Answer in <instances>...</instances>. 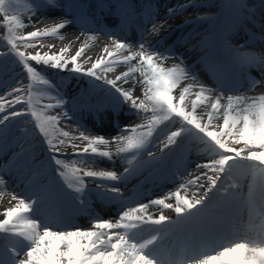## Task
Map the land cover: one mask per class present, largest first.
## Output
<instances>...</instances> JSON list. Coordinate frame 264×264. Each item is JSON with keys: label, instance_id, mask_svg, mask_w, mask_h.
Masks as SVG:
<instances>
[{"label": "snow or ice", "instance_id": "obj_1", "mask_svg": "<svg viewBox=\"0 0 264 264\" xmlns=\"http://www.w3.org/2000/svg\"><path fill=\"white\" fill-rule=\"evenodd\" d=\"M12 2L0 0V19L3 21L0 27L7 30L6 48L0 49V57L11 55L16 58L30 83L25 86L23 82H17V87L0 94V136L9 130L13 119L30 115L45 137L52 153L51 159L58 166L57 175L78 194L76 199L81 207L88 208L89 184L86 178L91 180L98 199L112 203L122 196L118 184L132 169L125 167L121 173L114 168L93 170L102 161L115 165L119 159L131 164L128 154L133 160L142 154L156 159L150 145L161 153L165 150L172 152L174 147H179L185 133L194 134L205 143L211 159L198 162L196 169L199 175L164 197L137 203L135 207H125L120 201V209L112 219L90 213L91 226L88 229L54 228L38 218L39 197L26 198L14 193L12 199L17 203L4 209L0 219V240L6 241L0 245V264H264V201L257 205L253 195L257 187L264 192V93L256 96L213 94L217 90L206 87L192 67L185 65L182 55L168 49L157 51V46L146 41L143 34L138 41L128 43L115 38L114 34L105 33L111 37V43L103 47L101 55L89 68L78 62L86 52L87 41L70 57L66 55L67 47L59 51L26 53L21 49L42 46L46 38L63 39L62 30L72 21L62 19L50 27L40 28L36 27L38 21L33 22L29 17L28 24H25L18 10L9 14ZM15 3L19 5L20 0H15ZM48 5L55 7L56 0H33L28 10L34 14L37 9ZM195 7L194 0H185V3L170 7L167 13L170 17ZM197 19L201 17L197 16ZM165 24L166 20L157 25L152 18L149 34L159 35ZM26 27L34 30L20 31ZM52 47L54 45L49 46ZM232 51L238 52L239 49ZM240 55L243 67H257L261 72L259 79L253 78L248 82L246 91L264 86V57ZM169 58H177L180 62L166 67L164 61ZM87 60L92 58L87 57ZM40 65L43 67L39 68ZM117 65H127V70L108 78L107 73ZM49 68L103 81L110 101L103 110L111 108L115 111L127 106L139 122L119 126L117 135L112 137L85 134V131L72 135L64 131L59 127L61 120L65 125L76 120L78 128L89 133L92 130L65 108L66 101L59 92L54 97V104L43 105L39 112L33 108L32 82L40 81L50 89L55 88L44 75ZM185 81L190 82L185 84ZM137 91L139 95L135 94ZM25 92H28L27 99ZM6 104L11 111L6 109ZM19 104L32 110H18L16 105ZM57 107L64 109L62 114H46V110ZM201 107L202 112L198 113L197 109ZM174 120L180 121V127L170 130ZM113 145L115 151L110 147ZM68 148L72 149L71 153L66 151ZM61 156H70L72 166ZM242 172L252 177L246 203L257 210L261 220L258 225L250 227L255 236L223 235L219 241L209 239L197 243L198 237L203 240L205 235L223 231V216L216 212L214 201L221 196L225 203H230L238 196ZM6 184L0 174V186ZM193 186L196 191L189 197L186 193ZM171 199L174 203L168 202ZM153 206L159 210L158 215L149 211ZM163 209H171L175 219L165 215ZM178 245L179 253L172 255V249ZM159 250H167L166 259Z\"/></svg>", "mask_w": 264, "mask_h": 264}, {"label": "bare ground", "instance_id": "obj_2", "mask_svg": "<svg viewBox=\"0 0 264 264\" xmlns=\"http://www.w3.org/2000/svg\"><path fill=\"white\" fill-rule=\"evenodd\" d=\"M160 1V7L158 6L157 9H155L152 12V18L155 19L157 25L160 24L161 21L166 20V24L163 28H161L159 35L152 36L149 34L148 30L151 28V24L147 25L145 24V20L143 21L146 29L143 31L144 39L148 42H150L152 45L157 46V51L164 52L166 49L168 50H174L179 55H182L184 57L185 65L191 66L192 69L195 71V73L198 75L200 81L208 88L217 90L214 91L213 94H218L219 92H223L225 96L227 95H239V94H246L248 96H256L261 93H264V86H259L253 89L252 91L248 92L246 91L248 88V82L252 80L253 78L259 79L261 77V72L258 70V68L252 67V69H256L257 73L255 76L252 74H248L250 79H247L245 83L243 84H232L228 85V83H225L222 81L221 76L219 73H214L211 71L206 72V67L203 69V65L205 63L204 60H206L208 55H205L204 57L200 56L198 58H193L190 53L194 52L197 49H200L204 46L202 42L197 41L198 43L191 47H184V45H180L179 43H169L167 40L169 37H171L170 34H174L175 32L179 31L180 29L186 30L189 29V32L193 29L197 23L211 19L212 16H214L215 13H212L209 11V9L212 8L213 4L218 5L222 0H197L194 3H196L197 7L195 8H187L186 10L180 12L179 14L168 16L167 11H160L162 9L163 4H167L165 8H170L173 6H178L182 3H185V0H169V2H162ZM232 3L240 9L241 13L236 14V18L238 21L242 22L244 25L251 26L255 29L254 34H247L245 37H242L239 35L241 34V29H239V33L237 32L238 27H233V34H236L232 39L231 42L228 45V50L230 53V60L234 62L235 64L240 65L242 70H244V67L242 66L243 58L240 56L238 52L232 51V49H242L240 48L241 45H251L253 47H256V49L259 50V55L257 57H264V14L262 3L258 4L257 0H231ZM246 2L255 3V6H249L246 4ZM259 2V1H258ZM67 5L66 8L63 10H50L48 14L50 16H42L39 14H34L31 16V20L36 23V27L44 28V27H50L55 23L60 22L62 19H67L72 21L71 24H69L65 29L62 30L63 39H60L58 37L56 38H46L43 41V45L40 46L38 50L40 51H59L62 48L67 47L69 50L66 53L68 57L71 55H74L76 50L81 46V44L84 41H87V49L86 52L79 58V63L82 64L84 68L91 67V63L94 62L96 58H98L101 55V50L105 45H110L111 43V37L105 33H111L114 34L115 38L123 40L128 43H134L138 41L141 37H134L128 38L124 36L123 31H112L111 29H107L106 31L100 29L102 28L101 25H97L95 22L91 23H81L79 22L76 17L74 16V13H72ZM164 8V7H163ZM257 8V11L256 9ZM168 10V9H166ZM108 17H110L111 13H107ZM197 16L201 17V19H197ZM30 17V16H29ZM29 17L24 21L25 24H28ZM72 18V19H70ZM210 22V21H208ZM152 23V20H151ZM33 27H26L20 31L22 32H30L33 31ZM188 32V33H189ZM202 32V31H201ZM183 33V32H182ZM261 34V35H257ZM7 35L6 28L3 29L0 27V40L5 39ZM93 37V39H89V37ZM191 35H188L190 37ZM79 37L80 39L77 40L76 38ZM194 39V37L192 38ZM74 42V43H72ZM168 42V43H167ZM50 45H54V47L49 48ZM135 50V49H133ZM37 51V50H35ZM238 56V57H237ZM87 57H91L92 60L88 61ZM164 62H167L166 60ZM180 61H171L167 64H164L166 67H171L173 64H178ZM135 63V61H133ZM207 66V65H206ZM127 70V65H117L115 69L111 72L107 73L108 78H114L116 75H119L121 72ZM137 78H139V74L137 73ZM97 83H102L103 81L96 80ZM190 81H185L184 83L187 84ZM179 89H177L176 94L178 95ZM105 106V105H103ZM103 106H97L96 109H100L99 117L95 118L96 121H103L105 123H108L107 128L103 129L99 125L93 124L88 119L90 118L89 112L90 110L88 108H77L73 112L74 116L80 120L81 123L85 124L88 129H91V133L87 132L86 130H79L77 125L74 123L76 120L69 121L67 125L63 122V124H60L59 127H63L64 131H68L72 135H79L81 131H85V134L95 135V134H102L106 137H112L117 135L119 131V126H122L124 124L128 123H138L139 118L133 113H121L118 111H114L111 108H108L107 111L103 110ZM190 108V103H189ZM197 112H202V107L197 109ZM84 116H83V115ZM205 122L207 120V116L204 117ZM115 121L116 125L112 126L111 122ZM125 121V123H123ZM222 122V121H220ZM102 130V131H101ZM174 130V128L170 129ZM110 147H115L110 146ZM67 152H71L72 149L68 148L66 149ZM211 155L208 153V151L203 152V154L200 155L199 160L201 161H207L208 158H210ZM205 159V160H203ZM2 173L7 177L9 187L13 191V194L20 195L22 197H32L36 198V196L40 193V190L36 188L35 185V172L34 169L36 167H39L38 162L34 161L33 153L26 150V149H17L12 151L7 159L0 160ZM198 163L197 159H193L190 162V169L188 170L187 174H190V179L194 178V176L199 175V171L196 169V164ZM203 163V162H202ZM79 166V165H77ZM127 167V163H125L123 160H119L115 163V165L108 163L106 160L102 161L94 166L93 170H112L113 168L117 173L123 172L124 168ZM166 167V166H165ZM149 169H156L155 167H140L136 171H131L130 174L126 176V178L121 181L118 184V187L121 188L122 191L129 190L130 187L133 185V183L137 181L139 183L143 177L145 176V173L147 174ZM146 177V176H145ZM144 177V178H145ZM87 181L91 182L90 179L86 178ZM203 182V181H202ZM252 183V182H251ZM250 184V183H249ZM248 184V186H249ZM173 186V185H172ZM170 190V191H169ZM168 191V192H166ZM196 191V187H190L189 191L186 193L189 197H191L192 192ZM202 191V190H201ZM175 192V190H171V188H163L160 190V193H156L154 196L149 197L145 199L143 202L140 203H147L151 199L155 198H161L164 197L167 193ZM2 195H0V219L3 218V211L4 209L14 206L17 201L12 199V196L10 194H5L0 191ZM182 195L185 193L182 191ZM126 195H130L129 193ZM124 195V197L126 196ZM123 198V197H122ZM100 201V200H99ZM104 204H107V212L102 216L105 219H112L115 218L116 212L119 210V206L116 204H109L102 200ZM168 202L174 203V199L169 200ZM259 205L260 203L258 200H256ZM262 202V200H261ZM109 204V205H108ZM132 207H135L136 204L130 205ZM149 211L159 214V210L153 206L149 209ZM163 212L165 215L175 219V213L171 209H163ZM229 218L231 222L233 223L234 227L237 223H242L246 220H253L256 218V225L260 223V217L254 216V213H250L247 209V207L242 208V212H229L228 213ZM41 219L40 217H38ZM246 219V220H245ZM42 220V219H41ZM45 222L44 220H42ZM46 223V222H45ZM52 227H58L57 225H50ZM91 226V218H79V220L76 222V225L68 226L67 228H81V229H88ZM255 233V231H253ZM234 234H240L241 233L234 231L232 233H229L228 236H232ZM255 235H251L249 237H254ZM211 237L204 236L203 240L201 238H198V242H207ZM212 240V239H211ZM1 242H4L6 244V241L0 240ZM219 241V240H218ZM179 248V246H178ZM6 258V256H5Z\"/></svg>", "mask_w": 264, "mask_h": 264}, {"label": "rangeland", "instance_id": "obj_3", "mask_svg": "<svg viewBox=\"0 0 264 264\" xmlns=\"http://www.w3.org/2000/svg\"><path fill=\"white\" fill-rule=\"evenodd\" d=\"M14 4H12L10 6V12L9 14H12V10H18V14L21 16V19L23 21H25L26 19H28L27 17H31L34 14H39L42 16H50V14H48V12L50 10H60L62 9V3L63 2H59V0H56V6L52 7L51 5L48 6H44L41 7L39 9H37L35 11V13L33 14L32 11L28 10V6L30 4H32L33 0H20V4L17 5L15 3V0H13ZM37 2H39V0H37ZM221 5L219 7H223V11L225 12L227 9L228 11L231 13L237 12L239 10H237V8L235 7V5L233 3H231V0H222ZM249 4V3H247ZM252 5V4H249ZM217 6L213 4L211 11L215 10ZM228 12V13H229ZM218 16H220V13H218ZM84 18V17H83ZM222 19V18H221ZM222 24H223V28L221 29V33L222 36L225 40H229L230 38H232L235 34H232V23L230 22V20H228L225 16L222 19ZM208 22V21H207ZM205 22V23H207ZM230 22V23H229ZM204 23V24H205ZM3 24L2 19H0V25ZM207 25V24H205ZM204 27V26H203ZM3 28V27H2ZM202 28V27H201ZM5 29V28H3ZM172 39V38H171ZM6 48V40L2 39L0 40V49H5ZM40 48V46H38L37 48H22L21 50L25 51L26 53H34L35 50H38ZM179 59L177 58H169L164 62V64H167L168 62L171 61H178ZM0 94L5 93V92H9L11 91L13 88L17 87V82H23V84L25 86H27L30 81L28 79V75L27 73L24 71L22 65L17 61L16 58H14L11 55H6V56H2L0 57ZM39 68H42L43 66L40 65L38 66ZM204 69V66L202 67ZM53 71L55 72V69H47L46 72L44 73V75L47 77V79L50 81L51 85H54L55 88L54 89H49V87L45 84H41V83H36L32 82V86H31V93H32V102H33V108H36V111H40V109L42 108L43 105L46 104H54L56 102L55 100V96L56 93L59 92V95L63 97V99L66 101L65 104V108H67L69 111H71L72 108L75 107V104L71 105L69 101H67L68 99L74 98L73 93L74 91L78 90L80 87H82V91L85 89H88L87 86L91 87L92 89H96L98 90L101 94L103 95H107L106 94V85H103L102 83H97L96 80H93V78L88 77L85 75V82H82L81 84L78 82V80L75 78V80H69L68 82H62L60 79V76H58L57 74L53 73ZM56 72H58V70H56ZM63 73L67 72V71H62ZM84 76V75H83ZM69 77V76H67ZM72 77V76H71ZM73 78V77H72ZM233 79H235V77H232ZM231 79V78H230ZM60 82L61 85H57ZM101 85H103V87H101ZM85 86V87H84ZM76 89V90H75ZM136 95H139V92L137 91L135 93ZM25 98L27 99L28 97V92L24 93ZM105 98V97H104ZM9 99H11V97H9ZM6 109L8 111H11L10 108H8V105H5ZM16 108L19 110L21 108H24L26 110V112H30L31 109L28 108L27 105L24 104H19L16 105ZM63 108L57 107L52 109L51 111H47L46 110V114L48 115H60L63 112ZM126 112H131L128 110L127 106L125 108ZM150 115V113H149ZM16 120V121H15ZM63 120H61L60 124H63ZM76 124V122H74ZM77 125V124H76ZM162 128L164 127L163 125L161 126ZM180 127V121L179 120H174L172 122V124L170 125V129L174 128V130L176 128ZM27 128H29V131L27 132ZM64 130L63 127H60ZM84 130L82 128H79V130ZM39 129L37 127H35V121L34 119L30 116V115H22L20 117H17L15 119H13L10 128L8 131L4 132V134L2 136H0V140L2 138H4L5 136H8L7 134L12 133V137L11 139L7 138V143H6V149L7 151L9 150V147L7 146H12V143H17L20 142L21 140L24 141V146H27L28 148H33L37 149V152L42 153L41 158H39L38 160H43V163H41L39 166V168L37 170H35L34 172L37 174H41L42 169L45 168V164L44 162H47L48 164H53L54 167H58L57 165H55L54 161L51 159L52 153L49 152L48 150V145L46 143L45 137H40V135H42L40 132H38ZM34 135V137H33ZM39 139H42L44 142V145H46V147L44 148V146L38 141ZM41 141V140H40ZM54 143H56L57 141H53ZM192 143V146H194V150H196L193 153V157L195 158H200V155L203 154V152L207 151V145L205 143H203L201 140H199L194 134H190V133H185L180 145H182V149L183 151L186 150V143ZM152 145H150L149 147L151 148V150L155 153L156 159H151L150 157H148L146 154H142V155H138L136 156V162L138 163L137 165H133V167L135 166L136 168H134L135 170L137 169V167L139 165H146V166H153L155 164H157V161L159 160L158 155V148L157 147H151ZM175 148V147H174ZM173 148V150H174ZM172 150V151H173ZM5 150H0L1 154H4ZM172 152H168V150H165L164 153H161L162 156H166L168 154H171ZM7 152L5 153L6 156ZM0 157L1 159H4V157ZM192 157V158H193ZM61 159L65 160L66 163L69 164V166H72V158L70 156H61ZM211 159L208 158V160ZM205 160V159H203ZM200 163L204 162V161H200L198 160ZM132 169V167L130 168ZM242 171V170H241ZM55 172L54 170L51 171L49 174L51 175V177L53 178V175H56L58 177V175L56 173H52ZM0 174L3 175V179L7 181V178L5 177V175L2 173L1 171V166H0ZM48 174V175H49ZM245 173L242 172L241 174V183L244 182L245 184H248L249 182H252V177L250 174H248L249 176L247 177L246 180H243V175ZM48 175L46 177L42 178V183H46V181H48ZM185 179H188L187 176H185ZM64 181L63 178L60 179H56L55 182L58 184L59 182L62 184ZM53 183V182H52ZM89 184V189H88V193H93L94 190H91L92 188H94L92 186L91 182H88ZM47 186L48 188V194L50 193V186L48 184H41V186ZM0 191L5 193V194H10L11 196L13 195V191L10 189L9 187V183L7 182L6 186H0ZM246 192L248 194V189H244V186L242 185V187L239 190V194L237 197H239L241 195L242 192ZM255 200L259 197L264 198V192L261 191V194L258 193V189L256 191H254L253 193ZM20 196V195H18ZM217 198L215 199V201L217 202ZM16 201V200H15ZM214 201V202H215ZM219 203V202H218ZM220 205V204H219ZM216 203L214 204L216 212L220 213L223 216H226V213L224 212L223 208L221 207V205L219 206ZM220 211V212H219ZM255 211V210H254ZM223 212V213H222Z\"/></svg>", "mask_w": 264, "mask_h": 264}]
</instances>
